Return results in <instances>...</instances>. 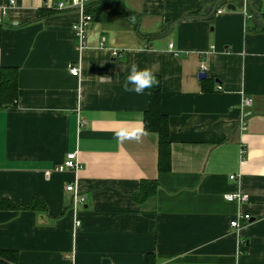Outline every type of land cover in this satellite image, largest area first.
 <instances>
[{"label":"crops","instance_id":"obj_1","mask_svg":"<svg viewBox=\"0 0 264 264\" xmlns=\"http://www.w3.org/2000/svg\"><path fill=\"white\" fill-rule=\"evenodd\" d=\"M61 1L0 0V68L17 71L14 105L0 107V201L36 200L0 209V251L15 264H264V28L242 14L244 1L264 15V0L213 12L218 0H90L82 49L76 13L49 7ZM132 64L159 79L166 158L153 131L114 138L144 125L148 93L122 88ZM68 153L80 168L55 171ZM142 182L152 195L136 202ZM67 183L84 198L75 232Z\"/></svg>","mask_w":264,"mask_h":264},{"label":"built area","instance_id":"obj_2","mask_svg":"<svg viewBox=\"0 0 264 264\" xmlns=\"http://www.w3.org/2000/svg\"><path fill=\"white\" fill-rule=\"evenodd\" d=\"M90 4V0H66L57 2L49 7L61 11L63 9H72L76 15L77 20L72 24L71 31L74 37L75 46L77 49H82L86 46V36L88 32V28L92 23V16L88 12V5ZM220 12V10H217ZM242 14L246 17V19H250L254 16L252 12H249L246 8L245 2L243 1L242 6ZM170 47V44H169ZM110 57L112 58H120L121 54L116 51L110 52ZM68 74L72 77H76L78 75V69L70 67L68 69ZM252 106V101L249 98H245L242 101L241 108L244 111H247ZM244 118L241 116L238 121V126L240 129H244ZM80 124V123H79ZM80 168L78 161L76 160L75 153H68L64 156L63 160L54 167L55 171L61 172L64 170H70L72 172H76ZM229 179H233L232 176ZM64 190L71 194V206H70V213L72 215V222H73V232H75L80 227V220H79V212L78 207L81 206L84 202V198L80 195L78 190L75 187L74 183H67L64 185ZM225 199L228 201H235L238 203L245 202L246 197L239 194H233L225 196ZM239 220L246 221L248 220V215L242 214L235 216L232 220L229 221L228 226L231 229L239 228ZM243 241H238V249L243 247Z\"/></svg>","mask_w":264,"mask_h":264},{"label":"trees","instance_id":"obj_3","mask_svg":"<svg viewBox=\"0 0 264 264\" xmlns=\"http://www.w3.org/2000/svg\"><path fill=\"white\" fill-rule=\"evenodd\" d=\"M88 12L93 18L96 16L92 13L90 8ZM264 20V15L260 14ZM264 31V30H263ZM16 78L17 71L15 68L4 67L0 68V107H9L14 105L12 102L16 98ZM159 80V79H158ZM144 92L148 93L149 101L148 108L144 115L143 123L146 131H153L158 136V156L165 157L168 154L167 142V122L166 118L159 112V98H160V82L158 87L146 89ZM149 183H140L138 193L133 197L134 201L141 202L152 195L151 188H147ZM152 185V184H151ZM35 199H33L24 208H17L8 201H0V209L5 210H33L35 207ZM17 261V253L13 251H0V264H15ZM153 259L151 255L145 256V264H152Z\"/></svg>","mask_w":264,"mask_h":264},{"label":"clouds","instance_id":"obj_4","mask_svg":"<svg viewBox=\"0 0 264 264\" xmlns=\"http://www.w3.org/2000/svg\"><path fill=\"white\" fill-rule=\"evenodd\" d=\"M109 79L108 77H104ZM159 86V80L149 68H139L132 64L122 88L125 92L143 93L146 89ZM147 131L142 123L125 124L114 129V138L118 143L141 142Z\"/></svg>","mask_w":264,"mask_h":264},{"label":"water","instance_id":"obj_5","mask_svg":"<svg viewBox=\"0 0 264 264\" xmlns=\"http://www.w3.org/2000/svg\"><path fill=\"white\" fill-rule=\"evenodd\" d=\"M222 1H224V0H218L217 2H215L214 5H213V7H212V9H211V11L213 12V11L215 10L216 6H217L220 2H222ZM225 9H226V10L233 11L235 8H234L233 6L227 4V5L225 6ZM251 11H252L253 14L258 18L259 22L261 23L262 27L264 28V20L262 19V17L260 16V14H258V12H257L256 10H253L252 8H251ZM133 18H134V16H129L128 19L132 22V21H133ZM205 77H206L205 73H200V74H198V79H204ZM101 264H108V261H107V260H102V261H101Z\"/></svg>","mask_w":264,"mask_h":264},{"label":"rangeland","instance_id":"obj_6","mask_svg":"<svg viewBox=\"0 0 264 264\" xmlns=\"http://www.w3.org/2000/svg\"><path fill=\"white\" fill-rule=\"evenodd\" d=\"M244 243V242H243ZM245 246V243H244V245H243V247ZM243 247H241V248H243ZM237 250H238V245H237Z\"/></svg>","mask_w":264,"mask_h":264}]
</instances>
